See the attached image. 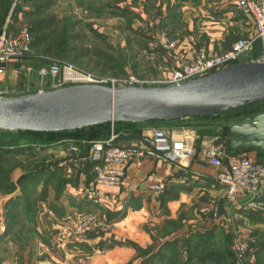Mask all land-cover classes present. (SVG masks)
I'll list each match as a JSON object with an SVG mask.
<instances>
[{
	"label": "rangeland",
	"instance_id": "1",
	"mask_svg": "<svg viewBox=\"0 0 264 264\" xmlns=\"http://www.w3.org/2000/svg\"><path fill=\"white\" fill-rule=\"evenodd\" d=\"M12 1L20 7L14 14V28L27 27L35 21H47L44 42L31 49L33 56L41 61L73 65L97 77L115 80L117 85L129 75L145 80L161 77L169 70L156 51L147 50L152 36L166 34L170 28L164 22L162 25L161 17L151 8L152 0H145V7L141 3L144 8L139 12L134 8L136 0H0L1 19ZM222 8L232 12L236 19L246 21L224 1ZM139 13L143 14L142 19ZM176 18L183 21L182 14ZM178 26L176 35L182 33L180 30L178 34L179 29L185 28L184 24L179 23ZM60 37H65V41L58 49L59 53L53 46ZM49 82L44 81L48 88ZM34 91L37 92L36 87L31 92ZM263 110L264 102H257L228 111L223 116L232 118L250 114L248 117H253ZM182 121L191 122L187 118ZM1 134L4 133L0 130ZM7 135L6 140L10 141L17 134L12 137ZM193 135L196 137L197 134L194 132ZM209 138L207 135L205 141ZM10 146L5 142L0 146V264H28L27 257L33 256L30 250L41 239L40 235H35V227L49 226L47 212L50 210L58 216L77 205L69 202L70 194L63 186L67 179L55 166L56 161L63 159V150H50L48 145L34 148L22 144L18 148L20 150L15 151ZM60 199L66 200L62 206L59 205ZM238 204L236 200L230 205L223 196L221 201L211 203L204 217L198 218L197 209L190 208L177 218L162 220L160 228L153 223H143V230L149 235L151 244H161V249L165 248L154 264H198L215 257L221 258L218 264H252L258 259L264 260V250L260 249L264 244V188L257 195L241 200L240 206ZM214 214L218 217L217 221L213 218ZM66 216H69L66 221H74L71 215ZM102 220L103 230L90 232H97L101 238L111 234L112 242L137 246L128 238L129 234L118 229L113 231L114 228L108 227V223ZM66 221L63 224H67ZM206 222L211 227L210 232L206 231ZM208 233L214 234L211 236ZM42 236L66 241L63 231L59 232L56 228ZM235 239H241L247 245V251L239 262L232 247ZM101 240H107V237ZM169 241L177 243L175 251L166 250L165 245ZM136 253L142 259L140 264H148L147 260L153 252L147 246H137Z\"/></svg>",
	"mask_w": 264,
	"mask_h": 264
},
{
	"label": "built area",
	"instance_id": "2",
	"mask_svg": "<svg viewBox=\"0 0 264 264\" xmlns=\"http://www.w3.org/2000/svg\"><path fill=\"white\" fill-rule=\"evenodd\" d=\"M232 9L239 12L252 26V33L241 37L221 53H213L207 49L186 50L179 47L163 33L151 37L148 44L150 50L160 49L162 61L168 65V72L161 77L142 80L129 75L120 80L119 85L155 86L172 85L201 77L236 64L244 57L250 58L255 43L261 44V52L251 60L264 61V0H223ZM17 2L9 5L4 21L0 24V97H8L7 91L1 86L5 74V66L14 64L19 71L27 76L38 77V90L54 89L70 84H104L118 86L115 80L97 77L89 72L76 69L73 65L51 63L34 69L23 63L31 52V34L26 26L14 28L13 22ZM50 77L47 85L45 77ZM45 85V86H43ZM221 137V136H218ZM217 138V137H215ZM213 138V139H215ZM212 141V140H211ZM61 146L63 159L55 162L57 169L67 179L66 187L74 190L76 197L89 200L93 205H100L104 195L102 188L118 187L123 184L127 168L135 159H147L167 165L185 166L193 158L199 156L216 170L215 181L223 189L224 196L231 205L240 196H255L264 187V162L254 160L247 152L229 154L225 143L213 146L211 142L197 149L193 134L185 136L173 135V129L152 127L149 134L140 139L123 143L110 130L107 138L91 140L64 139L53 146ZM32 147H44L33 144ZM50 146V145H49ZM52 147V145H51ZM91 179L84 183L85 178ZM74 179H79L77 185ZM146 190L161 195L166 189L164 177L145 181ZM217 221L218 217L214 214ZM62 225L63 237L67 242H79L83 235L94 230H103L104 225L95 214H85L79 221H67ZM233 250L237 262L241 261L247 251V245L241 239L233 241Z\"/></svg>",
	"mask_w": 264,
	"mask_h": 264
},
{
	"label": "crops",
	"instance_id": "3",
	"mask_svg": "<svg viewBox=\"0 0 264 264\" xmlns=\"http://www.w3.org/2000/svg\"><path fill=\"white\" fill-rule=\"evenodd\" d=\"M141 3L145 7V0H136L134 3V8L138 12L144 8ZM150 3L151 8L155 9L157 15L161 17L162 25L165 23L170 27L168 34L165 35L170 36L169 38L175 40L179 47L188 51L202 48L213 53H221L235 40L252 33V26L247 21H243V18L236 19L232 12L222 8L223 0H152ZM139 14L142 19L143 14ZM181 14L183 21L176 18ZM4 18L0 19V24ZM179 23L182 26L184 24L185 28L179 29L178 34L180 30L182 33L176 35L174 33L178 31ZM30 84H33L37 90L39 89L36 75L28 78L19 71L16 65L7 64L5 66L1 86L6 89L8 97L24 94L23 92L30 88ZM150 129L149 127L144 129L143 133L149 134ZM172 129L175 136L194 133L192 129L183 126ZM211 140L213 138L203 140L200 144L195 143V147L199 149ZM55 148L63 150L59 145L52 146L50 150ZM247 155L254 160L258 157L254 151L247 152ZM215 175L216 170L199 156L193 158L185 166L135 159L127 168L122 185L102 188L104 199L100 205H93L89 200L76 197L73 188H66L65 181L63 186L70 194L69 202L77 206H71L70 211H62L58 216H54L50 210L47 212L46 219L49 226L35 227V235H40L41 239L37 241L39 244L36 243V247L29 249L34 257H27L28 264H140L142 259L140 260L136 253L137 246L150 248L153 252L151 255L155 259V256H159L163 252L161 250L165 248L161 249V244H151L149 235L143 230V223H153L156 224L155 227L160 228L162 220L177 218L190 208L197 209L198 218L206 216L211 203L221 201V197L224 196L223 189L215 181ZM161 177H164L166 181L165 191L159 196L149 193L144 187L145 181ZM90 179L91 177L87 176L84 183ZM74 180L77 185L79 179ZM72 193L74 195H71ZM248 197L250 196H240L237 202L239 201L240 204L241 200ZM65 201L60 199L59 205ZM239 204L237 206H240ZM89 213L103 219L104 223H108V227L114 228L113 231L118 229L121 232L123 230L126 235L129 234L128 238L137 246L114 243L110 238L111 234L102 237L103 239L107 237V240H101L97 232H88L83 236L82 241L76 243L59 241L52 236L49 239L42 236L50 229L56 228L61 232L63 222L69 218L67 214L71 215L70 218L74 221H79L83 215ZM206 224V231L210 232L211 227H208L207 222ZM165 246L167 251L172 252L176 250L177 243L169 241ZM155 261L157 259L154 263ZM219 261L221 262V258L215 257L198 264H218ZM252 264H264V260Z\"/></svg>",
	"mask_w": 264,
	"mask_h": 264
},
{
	"label": "water",
	"instance_id": "4",
	"mask_svg": "<svg viewBox=\"0 0 264 264\" xmlns=\"http://www.w3.org/2000/svg\"><path fill=\"white\" fill-rule=\"evenodd\" d=\"M264 101V61L238 63L179 84L137 86L70 84L18 96L0 97V130L60 132L105 123L175 121L216 115ZM225 143L236 153L264 156V113L229 126Z\"/></svg>",
	"mask_w": 264,
	"mask_h": 264
},
{
	"label": "trees",
	"instance_id": "5",
	"mask_svg": "<svg viewBox=\"0 0 264 264\" xmlns=\"http://www.w3.org/2000/svg\"><path fill=\"white\" fill-rule=\"evenodd\" d=\"M11 2L8 4L6 7V10H8L9 5ZM38 4V3H37ZM40 8L39 6H37ZM20 10V7L17 5L15 12H18ZM0 12H1V6H0ZM7 11H5L6 15ZM4 18V17H3ZM1 19V18H0ZM16 20V17L14 18ZM47 24V21H35L31 23L30 25L27 26L30 34H31V43L30 47L33 50V48L38 47V45L42 44L44 42V27ZM147 36V37H146ZM145 37L150 39L149 35H146ZM65 41V37H60L58 40L55 41V51L59 52L58 50L61 45H63V42ZM146 49V47H145ZM50 50V49H49ZM53 50V49H52ZM147 50L150 49L147 46ZM153 51H156L159 55L160 61L162 60V55L160 49H153ZM261 52V44L259 42L255 43L254 48L252 52L250 53L251 59H255L258 57V55ZM23 63L25 65H30L34 69H37L41 66H47L51 64L52 62H44L35 56H27ZM49 81L50 77L47 76L45 77L44 81ZM34 84V83H33ZM33 84H30V88L28 91H24V94L27 93H33L31 92L32 90L35 89ZM36 91V90H35ZM34 91V92H35ZM264 102V101H262ZM257 103V102H256ZM254 104V103H253ZM251 105V104H250ZM248 106V105H247ZM246 107V106H244ZM243 108V107H241ZM239 109V108H237ZM235 110V109H233ZM231 111V110H228ZM222 112L216 115L212 116H204V117H187V119H190L191 122H183L182 119L175 120V121H149V122H143V123H124V122H114V123H105L101 125H95L83 129H78V130H69V131H60V132H29V131H16V132H9V131H3L4 134L0 135V146L4 144L11 145L10 148H14V150L18 151L20 149L19 146L22 144H29L30 146L33 144H40V145H54L57 144L59 141H62L64 139H74V140H91V139H97V138H107L110 135V130L112 129L113 132L117 135V140L120 142H129L130 140L134 139H140L142 138L145 134L143 133V130L146 128H152V127H166V128H177L179 126L187 127L192 129L197 135L195 137V143L200 144L203 139L205 140V137L207 135L210 136V139L221 136V137H226L227 136V131L230 125L237 123L239 119L248 117L250 114H245L241 116H234V117H226L223 116L226 114V112ZM264 113L263 111H259L256 114ZM255 115V114H254ZM2 131V130H1ZM12 137V135L17 134L15 139H11L10 141H7L6 139L9 137ZM15 136V135H14ZM13 140V141H12ZM3 149V148H1ZM13 150V149H12ZM229 154H236V152L229 151L227 149ZM257 153L258 157L256 160L264 162V156L260 153L259 150H251ZM250 152V151H248ZM65 183V182H64ZM264 188V187H263ZM116 243V242H114ZM264 250V244L261 245ZM154 257V256H153ZM148 258V264H153L154 260L158 259L159 256H155V259ZM258 259V258H257ZM256 259V260H257ZM261 259H258L256 262H260ZM147 264V263H146Z\"/></svg>",
	"mask_w": 264,
	"mask_h": 264
}]
</instances>
